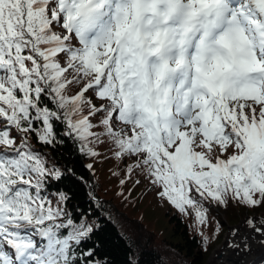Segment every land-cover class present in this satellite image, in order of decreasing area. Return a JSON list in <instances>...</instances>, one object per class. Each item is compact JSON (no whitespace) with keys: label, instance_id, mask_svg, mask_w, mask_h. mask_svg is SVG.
Instances as JSON below:
<instances>
[{"label":"snow or ice","instance_id":"1","mask_svg":"<svg viewBox=\"0 0 264 264\" xmlns=\"http://www.w3.org/2000/svg\"><path fill=\"white\" fill-rule=\"evenodd\" d=\"M103 144L197 224L264 207V0H0V264H108L50 198Z\"/></svg>","mask_w":264,"mask_h":264},{"label":"trees","instance_id":"2","mask_svg":"<svg viewBox=\"0 0 264 264\" xmlns=\"http://www.w3.org/2000/svg\"><path fill=\"white\" fill-rule=\"evenodd\" d=\"M32 142L40 148L35 138ZM96 150L100 155L89 157L79 152L69 155L67 150L61 149L59 163L73 168L75 178L54 184L50 198L55 202L57 189H71L69 207L77 222L83 219L93 227L83 247H94L99 253L97 258L108 264H205L221 241L226 226L221 213L232 223L242 217V212H264V207L252 210L231 200L226 205L205 201L207 219L197 224L191 209L188 214L180 213L158 195L161 189L139 170L127 179L125 173L131 159L117 160L108 144L99 145ZM89 164L91 169L87 167ZM122 179L126 181L123 185L120 184ZM136 180L140 183L136 184ZM126 218H138L147 234L144 240L133 228L120 226L117 219L130 225ZM156 235L162 243L153 241Z\"/></svg>","mask_w":264,"mask_h":264},{"label":"rangeland","instance_id":"3","mask_svg":"<svg viewBox=\"0 0 264 264\" xmlns=\"http://www.w3.org/2000/svg\"><path fill=\"white\" fill-rule=\"evenodd\" d=\"M114 207V206H113ZM242 217L235 221V222H232L230 223V221H227V217H226V214L224 213H221L223 218L225 219L226 221V226L224 227V231L222 233V237H221V241L216 245L215 249L212 251L211 255L209 256V258H207V261L205 264H208L211 259L215 256H217V259L218 260H222L221 258V254H218V252L221 250V248L223 247H226V242H227V236L230 234L232 235L235 240L237 239H242V238H245L247 237V239H245L247 242V246L246 247H251L250 244H251V241L255 242L257 240H261L264 242V239H259L258 238V235L259 237L260 236H264L262 235L261 233H257L253 228H250L248 226V224L246 223L247 219L248 218H252L253 219V222L258 224L259 221L261 219H264V212L263 211H259V212H242ZM120 214L119 216H122V212L121 213H118ZM115 218H118V217H115ZM236 218V217H235ZM234 218V219H235ZM125 220H129L127 221L130 225H127L126 223L123 222V220L121 219H117L118 222H120V226L123 228V229H127V227L129 228H133V232H137L138 234H141L142 237H143V240L145 238V235L147 236V234L144 233V230H143V227L139 225V221H138V218H133V219H128L126 218ZM122 232L125 233V231H123L122 229H120ZM129 230V229H128ZM248 230V231H247ZM246 231V232H244ZM248 235V236H247ZM157 236V235H156ZM254 236V237H253ZM241 237V238H240ZM250 237V238H249ZM254 238V239H253ZM153 241H156L157 243H162V241L160 240V237L157 236V237H154L152 238ZM238 241V240H237ZM141 245V244H140ZM229 247V246H228ZM233 247H235V245H233ZM141 248H143V245H141ZM243 252H247L246 251V248L243 250ZM234 254H236L237 256L239 255L238 251L236 250L235 252H233ZM239 261V260H238ZM234 262V261H233ZM257 264H264V261L260 262V263H257Z\"/></svg>","mask_w":264,"mask_h":264},{"label":"bare ground","instance_id":"4","mask_svg":"<svg viewBox=\"0 0 264 264\" xmlns=\"http://www.w3.org/2000/svg\"><path fill=\"white\" fill-rule=\"evenodd\" d=\"M259 235H258L259 239H262V238L264 239V236L259 237ZM227 237L228 238L226 242L227 243L226 247L221 248V250L218 252V254H221L222 260H218L217 256L216 257L214 256L208 264H257V263H260L261 261H264V242L263 241L261 240H257L255 242L251 241V244H250L251 247L249 248V247H246L247 241L245 239H247V237L242 238L241 240L237 239L238 241L235 240V238L230 234ZM233 245H235V247H233ZM245 248L247 252H243ZM236 250L239 253L238 256L233 253Z\"/></svg>","mask_w":264,"mask_h":264},{"label":"water","instance_id":"5","mask_svg":"<svg viewBox=\"0 0 264 264\" xmlns=\"http://www.w3.org/2000/svg\"><path fill=\"white\" fill-rule=\"evenodd\" d=\"M262 262V261H261Z\"/></svg>","mask_w":264,"mask_h":264}]
</instances>
